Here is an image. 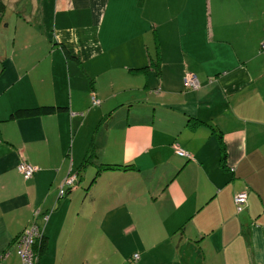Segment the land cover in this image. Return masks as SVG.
Instances as JSON below:
<instances>
[{
  "label": "crops",
  "instance_id": "1",
  "mask_svg": "<svg viewBox=\"0 0 264 264\" xmlns=\"http://www.w3.org/2000/svg\"><path fill=\"white\" fill-rule=\"evenodd\" d=\"M263 40L264 0H0V264H264Z\"/></svg>",
  "mask_w": 264,
  "mask_h": 264
},
{
  "label": "built area",
  "instance_id": "2",
  "mask_svg": "<svg viewBox=\"0 0 264 264\" xmlns=\"http://www.w3.org/2000/svg\"><path fill=\"white\" fill-rule=\"evenodd\" d=\"M262 48L264 49V41L261 44ZM185 82L188 87H198V84L196 83L195 77L193 75H187L185 78ZM93 105H99V100L94 96L92 98ZM177 153L180 156L187 157V153L180 149L176 148ZM18 171L24 176V178L29 179L33 176L36 168L31 166L25 161H22L18 165ZM72 178L66 179L64 181V184H71ZM60 195L63 194V187L61 186L60 189ZM247 202V195L245 192H240L234 196V205L236 207V210L238 213L242 212L244 210V207ZM42 234V230L38 226H33L28 230H25L23 235H21L16 241L15 246L18 250V254L21 258L22 264H34L36 261V256L32 250L35 238L39 237ZM135 260L138 259V255H135Z\"/></svg>",
  "mask_w": 264,
  "mask_h": 264
},
{
  "label": "trees",
  "instance_id": "3",
  "mask_svg": "<svg viewBox=\"0 0 264 264\" xmlns=\"http://www.w3.org/2000/svg\"><path fill=\"white\" fill-rule=\"evenodd\" d=\"M264 41V40H263ZM262 41V42H263ZM261 42V44H262ZM262 48V46H261ZM97 98V97H96ZM99 100V99H98ZM100 102V100H99ZM101 103V102H100ZM91 104L93 105V103L91 102ZM100 105V104H99ZM99 105H93V106H99ZM60 108H57V107H53V106H40V107H34V108H29V109H21V110H18L16 111L13 115H12V118H21V117H35V116H41V115H49V114H52L56 111H58ZM94 144L93 145H90V149L88 150L87 152V155H86V158H85V161L83 163V166L84 168L87 167L89 164H91V158H92V155L93 152L91 153V151L94 150ZM179 148V147H178ZM181 149V148H180ZM183 150V149H182ZM177 153V152H176ZM177 155H179L177 153ZM180 156V155H179ZM181 157H184V156H181ZM29 164V163H28ZM32 166V165H31ZM94 167H96V169L94 170V173H97V174H100L102 171H107V170H112V169H119L120 166H112V165H104V166H99V165H94ZM98 168V170H97ZM99 168H101L99 170ZM123 169L125 170H129V169H132V168H124ZM67 179H70L69 177ZM66 180V179H65ZM64 180V181H65ZM64 181L62 182L61 186L63 187V194L60 195V189H61V186H60V189L58 191V197L59 198H64L65 196L68 195V193L72 190H74L77 186H78V183L76 181V178L73 179L72 183L71 184H64ZM245 208V207H244ZM34 226H37V225H34ZM40 228V227H39ZM30 229V228H29ZM41 229V228H40ZM28 230V229H27ZM24 231L14 240V244H15V241L21 236L23 235ZM45 245H46V238H45V235H44V231L42 230V234L35 238V241H34V244H33V247H32V250L36 256V261L34 264H39V256L41 255V253L44 251L45 249ZM16 248V246H15ZM17 250V248H16ZM17 254H18V250H17ZM6 254H3L2 256H5ZM19 255V254H18ZM135 255H138V254H134L133 257H132V260L136 261L134 259ZM20 257V256H19Z\"/></svg>",
  "mask_w": 264,
  "mask_h": 264
},
{
  "label": "rangeland",
  "instance_id": "4",
  "mask_svg": "<svg viewBox=\"0 0 264 264\" xmlns=\"http://www.w3.org/2000/svg\"><path fill=\"white\" fill-rule=\"evenodd\" d=\"M100 214L103 215V212H100ZM119 240H122V242H124V243H123L121 249L119 250L120 252L118 251V253L116 254L115 261H117L120 258L121 253H123V251L130 253L131 257H133L135 251L140 247V245H141L140 243H142V241H143V240L139 239L137 234H131L129 239L124 238L123 235L119 236L116 238L115 243L117 244L119 242ZM109 261L111 262L112 260L109 259ZM112 264H116V262H112ZM131 264H137V261H134L131 258Z\"/></svg>",
  "mask_w": 264,
  "mask_h": 264
}]
</instances>
